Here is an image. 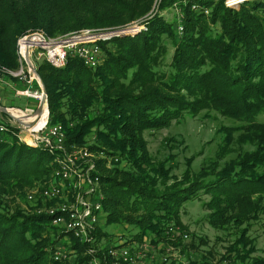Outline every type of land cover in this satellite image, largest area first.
Returning <instances> with one entry per match:
<instances>
[{"label":"trees","instance_id":"16d2710c","mask_svg":"<svg viewBox=\"0 0 264 264\" xmlns=\"http://www.w3.org/2000/svg\"><path fill=\"white\" fill-rule=\"evenodd\" d=\"M175 1L94 0L96 8L79 0H0V76L3 70H19L16 43L26 32L55 39L82 30L109 33L134 23L140 28L97 41L101 61L93 69L72 52L62 67L34 61L47 95L48 126H62L64 150L29 146L19 140L16 127L0 133V264H111L109 249L96 245L107 233L95 229L89 240L79 241L47 214L11 204L25 201L24 191L36 182L51 179L55 159L71 147L119 159L108 169L105 161H97L96 169L105 223L135 227L130 240L166 239V227H182V205L200 193L210 196L204 203L206 219L217 229L239 228L263 209L264 123L256 118L264 114V0L235 9H226L222 0H189L182 8L180 36L164 17ZM191 3L209 14L192 11ZM168 44L172 52L166 62ZM202 112L240 125L220 129L214 160L192 172L189 159L176 177L172 156L154 161L143 133ZM233 132H239L236 140ZM233 142L238 151L224 161L235 152ZM246 230L235 236L232 251L250 242ZM65 236L71 242L61 249L77 253L73 262L54 259ZM250 252L243 247L235 253L241 264H264V255Z\"/></svg>","mask_w":264,"mask_h":264},{"label":"rangeland","instance_id":"374dc122","mask_svg":"<svg viewBox=\"0 0 264 264\" xmlns=\"http://www.w3.org/2000/svg\"><path fill=\"white\" fill-rule=\"evenodd\" d=\"M79 1L82 2V4H87L89 1L92 2V4H87V7H99L98 3L94 2V0H88V2L84 0ZM159 1L160 0H154V5L159 3ZM164 17L168 22L173 24L174 13H171L169 10L164 12ZM118 30H106L112 31L109 33H105L104 31L100 32L93 30H82L79 32H72L69 35L58 37L56 39H68L69 37H72V35H80L86 31H89V34H93L94 37L102 36L103 39L104 37L106 38V36L110 35L121 33L126 34L138 31L140 28L136 23H134L130 25V27L125 28L124 31ZM27 33L31 32H26L25 35ZM98 33L102 34L100 35ZM168 50L166 62H169L172 52V47L169 44ZM33 52L34 50H32L30 55L32 58L29 57L30 59H28L35 68L34 58L36 57L35 53ZM28 76L34 77L31 71L30 75H27V77ZM24 89H29L31 93L37 90L41 93V88L36 79H34L31 84H27L26 82H22L19 79L12 80L1 75L0 98L2 100V106L8 108L12 107L22 111L28 108L35 112L39 102H36L31 98L15 96L16 91ZM45 119L48 121V115L47 118L45 117ZM256 121L259 123H264V114L259 115L256 118ZM39 125L41 126V123H39L38 126ZM239 125V122L228 118H223L214 112H202L196 117L184 116L182 119L172 121L170 125L164 129L145 131L143 133V138L146 142L147 150L154 161H162L165 158L172 156V174L176 177H180L186 169L187 160H192V172L198 171L199 167H201L203 163H207L209 160H214L215 154L218 151V146L221 143V139L223 137L220 129L237 127ZM238 135L239 132H233V140H236ZM89 140L91 141L92 138ZM26 144L30 145L28 140H26ZM231 148L235 152L228 156L226 155L224 161L233 158L236 155L238 147L235 142L232 143ZM247 148V146L242 147L244 150ZM74 149H86V147H71L70 149H65V151L70 153L72 152L71 150ZM116 164L107 162L104 163L107 169ZM49 181L50 178L46 180L45 183L44 181L41 183L36 182L24 191L25 201L14 199V202L11 204L16 207L19 206L25 212H35V210L41 208L42 206H53L57 201H43L40 199H37L36 201L27 200L28 193L38 189V187H42L43 185L45 186ZM99 188L104 197L102 186L100 185ZM209 200V195L200 193L196 198L186 201L182 205L179 216L182 227L177 228V226L172 225V227L177 229V233H179V235L173 238L165 235L166 239L157 242H150L148 238H143L142 241L130 240L131 238L129 235L136 232L135 227L129 224H107L105 223L104 219L98 224L96 231L100 230L101 232H105L107 233V236H102L96 245L106 249L118 247V245L130 248L132 251L143 255V263L146 264H155L156 262L160 264V257L163 255L167 256V264H183V262L190 264L192 261H194L195 264H198L202 263L203 260H205L206 264H241L242 261L237 257V254L242 252L243 247H245L246 252L251 249V257L263 256L264 197L262 199L263 209L254 219L250 220L249 223H244L241 225V227L239 226V228L229 224L224 229H217L208 224L206 214L209 211L204 206V203ZM104 213L106 215L105 211ZM246 226V236L250 242L246 246H243V244L240 243L239 247L234 249V251L237 253L236 254L234 251H232L231 244L233 243L235 236L240 232V229ZM57 227L62 230L60 226ZM167 228L168 227H166V229ZM181 234H186L187 238H180ZM70 242L71 238L65 236L56 244V246L60 248V251L65 254V257L62 258V261L73 262L76 259L77 253L74 251L65 250L66 246L63 245V243L69 245ZM61 247L65 249H61Z\"/></svg>","mask_w":264,"mask_h":264},{"label":"built area","instance_id":"2783aa9c","mask_svg":"<svg viewBox=\"0 0 264 264\" xmlns=\"http://www.w3.org/2000/svg\"><path fill=\"white\" fill-rule=\"evenodd\" d=\"M251 1L254 0H222V3L226 9H235ZM189 2V0H176L170 9L174 13L173 24L178 36L183 32L182 8L187 6ZM190 9L196 13L202 12L206 16L209 14L207 8H202L196 3H191ZM99 40H102V36L94 37L89 34V31L80 35H72L68 39L48 38L39 31L24 34L16 43V53L20 63L19 70H3L2 75L31 84L35 78L27 77V75H30V70L25 62V54L27 53L28 58L31 57L32 50L35 53V60H46L54 67H62L65 63L66 54L72 52L82 61L85 67L93 69L101 61V51L96 43ZM15 96L31 98L36 102L41 99V93L38 90L33 93L29 89L18 90ZM0 106H2L1 98ZM6 109H8V114H5L6 116L3 119L0 116V133L8 131L9 127H16L19 129L17 135L19 140L25 144L28 140L29 146H42L50 152L64 150V134L61 125L48 126V121L45 119L42 127L35 128V124L41 117L33 120L31 126H29L30 122L23 121L24 117L34 115L31 109L26 108L24 111L12 107ZM12 109L20 112L22 117L17 118L12 115L10 112ZM16 120L20 121L23 126ZM71 151L70 153H64L62 158L55 159V168L48 184L28 193L27 200L57 201L53 206H42L35 210V213L47 214L51 217L53 225L60 226L62 230L77 240L85 241L89 240L91 232L106 216L102 206L104 197L99 188L101 184L97 176L96 162L105 161L116 164L119 159L107 156L103 152H91L87 149H74ZM162 235L173 238L179 233H177V229L169 226L163 231ZM181 237L187 238V235L181 234ZM108 254L111 256V264H146L143 263V255L124 246L109 248ZM63 257H65V254L60 250L54 252L55 260H61ZM167 261L166 255L160 257L161 263ZM183 264H187V262H183Z\"/></svg>","mask_w":264,"mask_h":264},{"label":"water","instance_id":"95a60500","mask_svg":"<svg viewBox=\"0 0 264 264\" xmlns=\"http://www.w3.org/2000/svg\"><path fill=\"white\" fill-rule=\"evenodd\" d=\"M156 11H157V8H155L154 13H156ZM123 30L124 29H121L120 31H123ZM98 34H102V33H98ZM91 35H93V34H91ZM25 62H26L27 67L30 69V71L34 75V78L38 81V84H39V86L41 88V99H40V101L38 103V107H37V109L34 112V115L32 117H35V119L37 120L39 117H41L43 115V113L45 111L46 118H47V115H48L47 95H46V91H45L44 85L41 82L39 76L37 75L35 68L32 66L31 62L29 61L27 53L25 54ZM0 112L3 113V114H8V109L4 108L3 106H0ZM16 121L20 125H22L20 121H18V120H16ZM31 125H33V122L29 124V126H31Z\"/></svg>","mask_w":264,"mask_h":264},{"label":"bare ground","instance_id":"6f19581e","mask_svg":"<svg viewBox=\"0 0 264 264\" xmlns=\"http://www.w3.org/2000/svg\"><path fill=\"white\" fill-rule=\"evenodd\" d=\"M10 112L12 113V115H14V116L17 117V118L22 117V116L20 115V112H18V111L15 110V109L10 110ZM45 117H46V113H45V111H44L43 115L41 116V119L35 124V128H40V127L43 126V124H44V120H45ZM33 120H35V117H24V118H23V121H24V122H27V123L32 122ZM39 123H41V126H40V125L38 126Z\"/></svg>","mask_w":264,"mask_h":264},{"label":"crops","instance_id":"0c3cea01","mask_svg":"<svg viewBox=\"0 0 264 264\" xmlns=\"http://www.w3.org/2000/svg\"><path fill=\"white\" fill-rule=\"evenodd\" d=\"M6 108H8V107H6Z\"/></svg>","mask_w":264,"mask_h":264}]
</instances>
